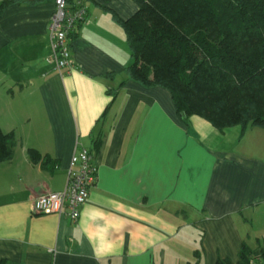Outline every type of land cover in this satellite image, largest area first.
I'll return each instance as SVG.
<instances>
[{"label":"crops","instance_id":"0c3cea01","mask_svg":"<svg viewBox=\"0 0 264 264\" xmlns=\"http://www.w3.org/2000/svg\"><path fill=\"white\" fill-rule=\"evenodd\" d=\"M56 0H0V127L18 140L0 163V261L9 264H217L264 239V128L185 123L172 94L131 81L119 20L136 0H68L87 10L74 67L49 61ZM84 147L98 168L78 222L36 214L63 191ZM34 149L51 161L33 163Z\"/></svg>","mask_w":264,"mask_h":264},{"label":"trees","instance_id":"16d2710c","mask_svg":"<svg viewBox=\"0 0 264 264\" xmlns=\"http://www.w3.org/2000/svg\"><path fill=\"white\" fill-rule=\"evenodd\" d=\"M136 1L135 16L118 19L133 57L129 80L168 90L185 123L198 116L219 130L264 128V0ZM17 145L0 127V163L13 159ZM28 154L50 165L38 151ZM258 243L256 250L243 243L237 264H264V239Z\"/></svg>","mask_w":264,"mask_h":264},{"label":"built area","instance_id":"2783aa9c","mask_svg":"<svg viewBox=\"0 0 264 264\" xmlns=\"http://www.w3.org/2000/svg\"><path fill=\"white\" fill-rule=\"evenodd\" d=\"M56 10L50 23L52 51L49 61L62 73L74 67L71 38L87 19V10L80 3L70 7L68 0H56ZM98 168L88 149L81 147L73 155L63 191L36 197L33 212L58 214L78 222L81 208L86 204L90 189L97 179Z\"/></svg>","mask_w":264,"mask_h":264}]
</instances>
